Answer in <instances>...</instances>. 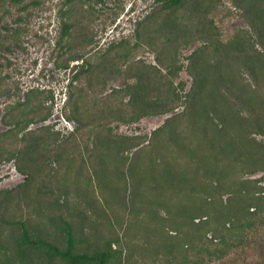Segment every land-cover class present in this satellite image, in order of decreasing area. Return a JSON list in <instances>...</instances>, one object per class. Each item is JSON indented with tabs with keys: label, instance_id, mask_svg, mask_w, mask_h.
<instances>
[{
	"label": "trees",
	"instance_id": "trees-1",
	"mask_svg": "<svg viewBox=\"0 0 264 264\" xmlns=\"http://www.w3.org/2000/svg\"><path fill=\"white\" fill-rule=\"evenodd\" d=\"M46 1L0 0V15L13 9L29 13ZM103 1L66 0L69 8L61 10L58 45L77 25L90 45L95 33L87 27L94 22L85 13ZM157 1L163 6L138 24L134 44L112 45L96 63L69 48L61 55L57 68L82 62L75 67L81 71L74 82L81 86H75L74 115L67 116L93 134L80 149L71 146L80 151L71 154L81 159L79 166L68 158L69 147H53L60 134L50 136L49 126L24 135L15 151L0 145V163L15 161L18 172L28 176L26 183L0 192V264L264 263V175L247 178L264 174V0ZM225 2L246 23L227 37L218 25ZM17 30L8 37L18 36ZM194 42L201 45L187 57L193 82L185 92L184 84L174 86L183 68L177 55ZM146 47L156 54L158 66L137 59ZM123 65H128L125 70ZM121 76L126 77L125 87L113 89L99 103L96 116L91 114L88 95L103 93ZM52 98V91H29L23 104L9 110L37 105L12 116L15 127L0 135V141L12 142L15 132L46 122L52 113L50 107L44 113V107ZM181 108L150 137L117 136L110 126ZM146 142L149 148L142 147ZM133 149L137 151L129 159L126 153ZM52 158L64 160L67 172L75 171L67 173L64 183L58 182L62 176L47 171ZM44 172L65 189L77 182L79 205L60 204L59 195L50 199L48 193L54 192L42 185ZM48 206L69 208L71 221L61 214L46 218L40 210ZM36 213L39 218L34 219ZM47 222L56 232L48 231Z\"/></svg>",
	"mask_w": 264,
	"mask_h": 264
},
{
	"label": "rangeland",
	"instance_id": "rangeland-1",
	"mask_svg": "<svg viewBox=\"0 0 264 264\" xmlns=\"http://www.w3.org/2000/svg\"><path fill=\"white\" fill-rule=\"evenodd\" d=\"M65 3L66 0H47L44 6L31 9L29 13L24 12L19 14L13 9L10 14L0 15V35H2V40L1 38L0 40L3 41V44L0 45V135L14 129V120H11L12 116H19L20 112L23 111L28 113L37 105V102H34V105L26 110H17L18 108L12 111L9 110L14 105L18 107V105L23 104L26 101V95L29 91L33 89L52 91L54 96L53 100H49L44 107V113L48 112V107L51 108L52 113L46 122L30 124L27 129L20 134L15 132L14 137H11L13 140L12 142H10L8 138L5 141H0V145L5 146V148L11 147L13 149L16 147L17 149L19 146L18 141H20L24 135L31 131H36L43 126H49L50 136H54L56 133L60 134L61 141L53 147L56 150H60L62 145L69 147L68 154L64 153L67 154L69 159L76 162V166H79L81 159L74 158L71 154L75 155V152L80 151L74 152L71 146L75 145L80 149V146H84L92 139L93 134H91L88 127L74 119L70 120L67 116L74 115L72 112L76 100L74 93L76 88L81 86L79 82L78 84L74 82L75 76L81 71V68L75 69V67L81 65L82 62L73 61L70 64V69H60L57 68V64L62 62L61 55L69 48L70 50L68 52L80 54L84 56L85 59H90V62L96 63L101 55L112 45H116L122 41H130L134 44L138 24L144 21L154 10L160 9L164 2L161 3L157 0H104L101 4H93L91 6L94 11L85 13V18H90L94 22L88 24L87 27L91 33H95L93 42L90 45L88 44V40L85 42L87 36H80L84 34V31L77 25L71 30L70 37L62 42V47L65 48L63 50L58 43L62 35V25L60 21L61 10H67V8H69ZM81 8V3H78L75 7L78 12ZM229 11H231V13H229ZM218 13L219 17L223 19L218 25L226 37L233 34L238 28H246V23L239 17L238 12L235 11L230 3L225 2V4L220 7ZM84 23L85 20L83 25ZM216 23H218L217 20ZM5 27H7L8 30H6ZM15 29L19 30V35H16L17 37L15 36L14 38L13 34L11 38H9L8 36L13 33ZM3 37L8 38V40ZM69 44L71 46H69ZM200 45V42L191 43L187 48H182L177 55L178 66L183 68L174 79V86L181 89V85L184 84L183 89L185 92L189 91L193 82L186 69L189 64L187 57ZM137 59L143 60L147 65H159L156 60V54L151 52L148 47L137 54ZM126 66L128 65H123L121 69L125 70ZM34 80L35 82H33ZM126 83V77L121 76L111 81L103 93L90 95V97L88 95V110H91V114H95L96 116L97 113L95 110L99 107L101 100L107 97L106 95L110 96L113 89H123ZM116 101L118 100H115V105L118 104ZM183 110L184 108H181L173 114L164 116L146 117L138 123L122 124L120 122H115L110 126L111 129H113V133L117 136L141 135L150 137L154 130L165 123L167 118ZM86 114L87 113L82 114L83 121ZM65 117L68 119L67 124L65 122ZM5 121H7L8 124H5ZM97 130L101 131V129L97 128H95L94 131ZM65 140L66 142L68 140L70 144L66 143ZM150 146L151 145L146 142L142 147L149 148ZM13 151H15V149H13ZM81 151L83 152V149ZM136 151V149H133L126 153V155H128L130 159ZM143 152L145 151L143 150ZM151 152L152 150L150 149L149 155ZM142 154L144 153H140V155ZM56 156L57 153H55V157ZM61 160L58 162L55 158H52L50 161L51 164L48 165V167H50L47 171H50L49 173L53 176H62L58 182L64 183L63 180L68 178L67 173L72 175L75 171H69L68 169L69 172H67V168L64 166L65 162ZM18 173L15 161H3L0 163V192L21 185L22 181H19ZM45 174L46 172L43 173L42 179L46 181L42 182V185H45L54 192L53 194L48 193L50 199L55 200V196L59 195L58 202L60 204L79 205L80 199L77 196L76 187L74 186L77 182L71 184L72 188L69 190L65 189V186H58L56 181H49L53 176L47 177ZM263 175V173H257L253 176H247V178L259 179ZM35 177H37L35 179L41 183V181H39L41 178H39V176ZM69 179H72V177L70 176ZM78 184H80V182H78ZM226 199L227 196L224 197V200ZM116 210L118 213L123 214L121 210ZM40 212L44 214L46 218L61 214L67 218V221H71L70 216H68V212H70L69 208L66 209L64 207L59 211H55V209H51L50 206H48L47 208L42 207ZM24 214L27 216V210L24 211ZM34 215L35 217L32 216L34 219L36 216L39 218V213ZM78 221L80 222L77 218L76 222L79 223ZM48 224L47 222L48 231L51 232L53 230L56 232V227L52 229ZM83 233H85V230ZM105 234H108L106 230ZM210 237H212L211 234ZM252 262L254 263L255 261ZM255 264L257 263L255 262Z\"/></svg>",
	"mask_w": 264,
	"mask_h": 264
},
{
	"label": "water",
	"instance_id": "water-1",
	"mask_svg": "<svg viewBox=\"0 0 264 264\" xmlns=\"http://www.w3.org/2000/svg\"><path fill=\"white\" fill-rule=\"evenodd\" d=\"M18 178H19V181H22V183L21 184H23V183H26L27 181H28V176H26V175H23V174H21V173H18Z\"/></svg>",
	"mask_w": 264,
	"mask_h": 264
},
{
	"label": "flooded vegetation",
	"instance_id": "flooded-vegetation-1",
	"mask_svg": "<svg viewBox=\"0 0 264 264\" xmlns=\"http://www.w3.org/2000/svg\"><path fill=\"white\" fill-rule=\"evenodd\" d=\"M30 74H31V73H30ZM33 77H34V76H33ZM33 82H35V80H34ZM53 98H54V96H53ZM53 98L50 99V100H53ZM62 118H63V115H62ZM65 118H66V117H65ZM65 122H66V124L68 123V119H67V118H66Z\"/></svg>",
	"mask_w": 264,
	"mask_h": 264
}]
</instances>
